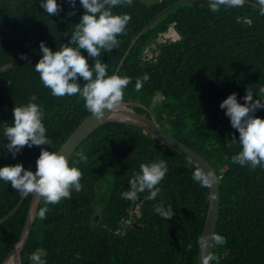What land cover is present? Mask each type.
<instances>
[{"label":"trees","instance_id":"1","mask_svg":"<svg viewBox=\"0 0 264 264\" xmlns=\"http://www.w3.org/2000/svg\"><path fill=\"white\" fill-rule=\"evenodd\" d=\"M41 0H0V167L21 164L36 171L41 148L57 152L68 136L90 113L79 95L55 97L43 86L35 64L40 42L52 51L67 44L79 23L83 8L76 0L75 15L65 0H57L62 11L50 16ZM179 2V3H178ZM175 4L155 19L163 10ZM113 14L132 19L119 46L98 58L108 65L109 75L135 41L117 72L131 78L123 102L147 118V108L157 124L188 146L215 169L219 178L220 209L215 235L226 238L213 244L211 264H264V168L232 163L238 145L228 146L238 133L231 128L220 103L232 93L243 104L246 89L264 102V15L256 0L243 7L221 6L213 12L207 0H158L146 5L133 0ZM166 34V35H165ZM160 35L172 38L154 48ZM75 47V45H72ZM149 53H156L150 62ZM26 55L31 63L19 58ZM90 67L94 61L81 50ZM149 79L136 91L137 78ZM81 88L85 81H77ZM32 101L43 110L42 123L50 145L24 147L15 158L7 151L4 127L12 126L13 107ZM256 116L264 118V109ZM86 157V162L80 157ZM167 161L168 172L157 185L155 200L147 192L136 201L122 198L133 172L142 163ZM77 161H80L77 163ZM82 173V190L70 199L45 204L41 199L21 264H32L29 256L43 249L46 264H196L199 241L208 207V187L193 180L196 168L160 145L143 130L121 122L102 125L89 135L68 159ZM32 194L0 225V264L14 248L22 231ZM22 196L9 182L0 180V219ZM137 201L138 215L131 213ZM171 206L168 220L155 213L153 205ZM47 207L45 219L40 208ZM133 216V217H132ZM95 217L97 219L95 220ZM130 217L133 221H129ZM128 223L123 225L122 221ZM135 225L133 226V224Z\"/></svg>","mask_w":264,"mask_h":264},{"label":"clouds","instance_id":"2","mask_svg":"<svg viewBox=\"0 0 264 264\" xmlns=\"http://www.w3.org/2000/svg\"><path fill=\"white\" fill-rule=\"evenodd\" d=\"M72 11L68 16L75 15L76 0H65ZM211 11L218 12L221 6L243 7L245 0H207ZM260 15H264V0H256ZM133 0H79L83 14L79 23L74 25V31L67 44L61 43L60 49L50 50L44 42H40V59L35 64V71L44 87L50 89L55 97L79 94L84 100L85 108L99 121L105 118V111L110 113L120 107L124 100V89L131 82L129 77L118 74L109 75L108 65L100 59L101 49L110 52L119 46L118 36L124 34L126 26L132 17L129 14H113L112 9L127 5L132 6ZM40 7L50 16H57L63 9L57 0H41ZM72 45H75L73 47ZM81 50L92 58L94 63L90 67L88 59L81 54ZM19 58L28 64L30 59L20 54ZM82 78L85 83L77 82ZM149 79L145 74L137 78L135 89L140 91L143 83ZM264 94V86L259 88ZM37 99L32 96L29 103L13 107L12 126L4 127V137L9 143L5 145L7 151L15 158L24 147L50 145L51 139L46 136V129L42 123L43 110L40 105L33 103ZM244 103L237 100V94L232 93L224 99L219 107L224 110L229 119L230 126L238 133L232 136L228 146H239V151L232 156V163L240 166L264 168V118L255 115L258 110L264 109V102L255 99L251 90L246 89ZM80 161L86 162L81 155ZM80 161H77L79 163ZM36 171L25 170L21 164L0 167V180L9 182L11 187L22 197L30 194L37 195L45 204H57L62 199H70L71 191L82 190L80 180L82 173L77 167H70L68 159L58 152L41 148L39 157L35 162ZM168 172L167 161L157 159L151 163H142L139 172H133L128 181V189L122 192V198L136 201L139 194L147 192V200H155L161 189L157 187ZM211 173L197 168L193 172V180L202 187L210 186ZM155 213L165 220L171 219L175 213L171 206L164 204L153 205ZM47 207L39 209L40 219L46 218ZM216 244H225L226 238L213 235ZM45 255L43 249H37L29 259L32 264H46L42 259ZM210 259V258H209ZM204 264H208L205 259Z\"/></svg>","mask_w":264,"mask_h":264},{"label":"water","instance_id":"3","mask_svg":"<svg viewBox=\"0 0 264 264\" xmlns=\"http://www.w3.org/2000/svg\"><path fill=\"white\" fill-rule=\"evenodd\" d=\"M179 3V2H178ZM175 4L170 5L168 8L163 10L152 22H154L159 16L164 14L167 10L173 7ZM149 23L144 30L138 35L136 40L151 26ZM166 35V34H165ZM165 35H160L158 39L155 41L154 48H156L160 43H164L166 41ZM134 40L130 45L128 51L124 54L123 58L119 62L115 74L119 71L123 60L127 56L129 50L135 43ZM150 48H147L144 56L149 53ZM152 57L150 62L154 61V57L156 55L155 52L152 53ZM138 105L134 103L123 102L120 107L112 110L108 113V110L105 111V118L102 120H97L92 114L86 117L76 128L75 130L68 136L65 142L60 146L57 150L58 154L64 155L65 158L69 159L79 147V145L96 129L111 122H121L127 125H132L137 127L144 132L148 133L153 139H155L160 145L167 148L171 152L175 153L191 165H193L196 169L199 168L204 170L205 172L211 173L210 177V186L208 187V207L205 216V221L203 225V229L201 232V238L199 241V248L197 253L196 264H204L205 259H208V264H211L212 259V250L214 240L212 236L215 235L217 222L219 219V209H220V190H219V176L217 175L215 169L210 165V163L202 157L200 154L179 142L175 138H173L170 134L166 133L154 120L151 112L145 108L147 113L150 115L149 118L136 113L132 107ZM24 197H21L15 207L2 219H0V225L8 220L22 205L24 201ZM41 197L32 194L31 200L29 202L26 219L20 233L18 241L15 243L14 248L6 255L3 262L1 264H9L11 259L16 261V264H21V254L25 247V244L29 238L32 224L35 219L37 209L39 203L41 201ZM140 201H137L135 205L131 208V213H134L136 209H138ZM97 217H95V220ZM133 220V218H131ZM135 223L133 224V226ZM210 258V259H209Z\"/></svg>","mask_w":264,"mask_h":264},{"label":"rangeland","instance_id":"4","mask_svg":"<svg viewBox=\"0 0 264 264\" xmlns=\"http://www.w3.org/2000/svg\"><path fill=\"white\" fill-rule=\"evenodd\" d=\"M140 1H142L144 4H146V5H151V4H154V3H156L158 0H140ZM172 38H169V37H167V39L166 40H168V41H170ZM149 55V57L151 58L153 55H151V54H148ZM152 114V113H151ZM153 116V115H152ZM154 118V117H153ZM154 120H155V118H154ZM156 121V120H155Z\"/></svg>","mask_w":264,"mask_h":264},{"label":"flooded vegetation","instance_id":"5","mask_svg":"<svg viewBox=\"0 0 264 264\" xmlns=\"http://www.w3.org/2000/svg\"><path fill=\"white\" fill-rule=\"evenodd\" d=\"M130 212H131V210H130ZM132 217H133V216H132ZM132 217H130L129 221H133V220L131 219ZM122 223H123V225H126V223H128V221H127V220H123Z\"/></svg>","mask_w":264,"mask_h":264},{"label":"bare ground","instance_id":"6","mask_svg":"<svg viewBox=\"0 0 264 264\" xmlns=\"http://www.w3.org/2000/svg\"><path fill=\"white\" fill-rule=\"evenodd\" d=\"M9 264H16V261H15L14 259H11V260L9 261Z\"/></svg>","mask_w":264,"mask_h":264},{"label":"built area","instance_id":"7","mask_svg":"<svg viewBox=\"0 0 264 264\" xmlns=\"http://www.w3.org/2000/svg\"><path fill=\"white\" fill-rule=\"evenodd\" d=\"M134 213H135V215H138V210L136 209Z\"/></svg>","mask_w":264,"mask_h":264}]
</instances>
